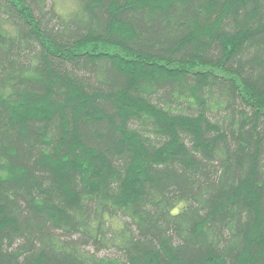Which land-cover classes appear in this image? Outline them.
Wrapping results in <instances>:
<instances>
[{
    "label": "trees",
    "instance_id": "16d2710c",
    "mask_svg": "<svg viewBox=\"0 0 264 264\" xmlns=\"http://www.w3.org/2000/svg\"><path fill=\"white\" fill-rule=\"evenodd\" d=\"M0 264H264V0H0Z\"/></svg>",
    "mask_w": 264,
    "mask_h": 264
}]
</instances>
